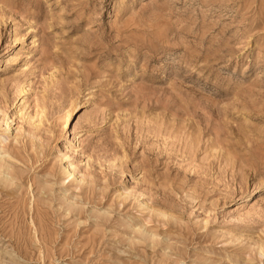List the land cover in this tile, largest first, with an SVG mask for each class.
Here are the masks:
<instances>
[{
    "label": "rangeland",
    "instance_id": "1",
    "mask_svg": "<svg viewBox=\"0 0 264 264\" xmlns=\"http://www.w3.org/2000/svg\"><path fill=\"white\" fill-rule=\"evenodd\" d=\"M0 264H264V0H0Z\"/></svg>",
    "mask_w": 264,
    "mask_h": 264
},
{
    "label": "bare ground",
    "instance_id": "2",
    "mask_svg": "<svg viewBox=\"0 0 264 264\" xmlns=\"http://www.w3.org/2000/svg\"><path fill=\"white\" fill-rule=\"evenodd\" d=\"M263 252V251H262ZM263 254V253H262Z\"/></svg>",
    "mask_w": 264,
    "mask_h": 264
}]
</instances>
